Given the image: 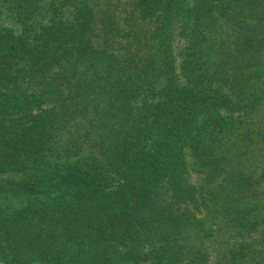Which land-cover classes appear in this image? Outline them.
<instances>
[{"label":"trees","instance_id":"16d2710c","mask_svg":"<svg viewBox=\"0 0 264 264\" xmlns=\"http://www.w3.org/2000/svg\"><path fill=\"white\" fill-rule=\"evenodd\" d=\"M0 2V264H264V0Z\"/></svg>","mask_w":264,"mask_h":264},{"label":"rangeland","instance_id":"374dc122","mask_svg":"<svg viewBox=\"0 0 264 264\" xmlns=\"http://www.w3.org/2000/svg\"><path fill=\"white\" fill-rule=\"evenodd\" d=\"M101 8V5L110 4L116 14L120 16L125 15V11L129 8V0H102L98 2ZM0 23L16 26L15 20L10 14V12L2 5L0 2ZM217 46L216 49L212 52V60L213 65L216 68L221 67V65L225 66L230 72H238L243 73L245 75V79L247 81V86L242 87V94L246 91L248 100L250 91H256L259 97V104L256 106V112L252 115V117L258 121L264 119V51L261 54H256L255 58H249V62L247 65L242 64L243 71L237 70V59L238 52L236 50V46L234 44V38H232L230 34V30L225 27L219 29V33L216 34ZM101 43V40L99 41ZM181 40L178 38L176 41V52L179 55V51L181 49ZM264 49V47H263ZM226 61H225V60ZM224 60V61H223ZM225 65H224V64ZM240 67V66H239ZM222 68V67H221ZM242 74V76H243ZM246 98V96H245ZM247 100V101H248ZM229 136L237 137V134H232ZM258 147H250L253 151L251 152V157H244L242 162V169L245 171L252 172L256 169V165H261L264 167V153L261 149H257ZM257 155L260 160L254 159ZM254 156V157H253ZM191 170L193 174L194 181L198 184V186L203 185L206 181L205 174L200 173L198 170V165L195 163V160L192 156H189ZM261 191L264 192V182L261 185Z\"/></svg>","mask_w":264,"mask_h":264}]
</instances>
